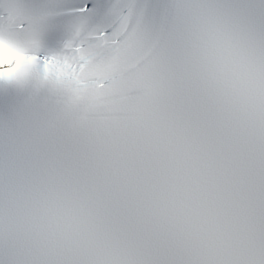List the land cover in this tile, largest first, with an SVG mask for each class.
<instances>
[{
	"label": "snow or ice",
	"instance_id": "obj_1",
	"mask_svg": "<svg viewBox=\"0 0 264 264\" xmlns=\"http://www.w3.org/2000/svg\"><path fill=\"white\" fill-rule=\"evenodd\" d=\"M0 264H264V0H0Z\"/></svg>",
	"mask_w": 264,
	"mask_h": 264
},
{
	"label": "clouds",
	"instance_id": "obj_2",
	"mask_svg": "<svg viewBox=\"0 0 264 264\" xmlns=\"http://www.w3.org/2000/svg\"><path fill=\"white\" fill-rule=\"evenodd\" d=\"M8 45H7V43H5V45L3 46V48H0V53H7V51H8Z\"/></svg>",
	"mask_w": 264,
	"mask_h": 264
}]
</instances>
